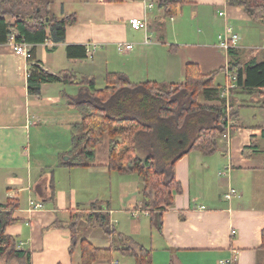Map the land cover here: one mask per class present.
Here are the masks:
<instances>
[{"label": "crops", "instance_id": "crops-1", "mask_svg": "<svg viewBox=\"0 0 264 264\" xmlns=\"http://www.w3.org/2000/svg\"><path fill=\"white\" fill-rule=\"evenodd\" d=\"M53 4L57 15L74 12L76 22L66 25L61 41L48 34L45 41L30 44L35 59L46 73L87 76L96 88L105 86L108 72L122 73L133 83L179 84L188 63L203 75L226 69L229 54L218 46L217 33L228 24L239 32L241 61H264V22L227 0H188L172 17L165 16L158 0H81L79 7L62 13ZM134 17L145 22L144 29L131 27L128 20ZM15 33L0 43V204H16L5 234L16 240L17 250L29 252L30 264H79L76 245L70 252L72 227L78 239L109 245V237L87 223L88 214L101 213L108 215L113 236L127 235L131 243L151 249L153 264H264V99L259 89L235 85L223 96L234 109L226 135L214 153L192 149L175 161L181 189L172 193V206L161 213L160 224L152 226L146 212L134 209L140 198L138 176L107 166V134L85 165H63L82 116L74 100L85 85L43 82L38 93L30 94L29 63L13 51ZM119 41L132 43V49L118 51ZM68 45L84 47L85 56H67ZM226 72L213 81L220 91ZM244 147H249L247 154ZM230 189L234 193L226 198ZM96 231L107 237V245L95 243ZM92 264L134 261L114 252L110 261Z\"/></svg>", "mask_w": 264, "mask_h": 264}, {"label": "trees", "instance_id": "trees-1", "mask_svg": "<svg viewBox=\"0 0 264 264\" xmlns=\"http://www.w3.org/2000/svg\"><path fill=\"white\" fill-rule=\"evenodd\" d=\"M188 0H158L165 16H174ZM242 7L254 21L264 22V0H227ZM52 0H0V43L13 35L14 41L35 45L49 34L54 42L64 37L65 27L76 22V14L57 15L51 10ZM11 17L14 21H7ZM48 29V32H47ZM78 49L79 52L72 51ZM67 56H85L82 46H66ZM238 49L227 51V68H218L206 75L196 64L188 63L182 83H133L118 72H108L105 86L96 88L93 79L77 77L65 71L56 75L46 73L30 49L27 88L36 94L43 82L70 81L85 85V92L74 100L82 111L81 120L74 125L72 147L65 153L66 166H83L94 158L95 147L104 134L109 137V170L135 173L141 182L139 204L134 209L146 212L152 226L161 222V213L172 206V193L180 191L175 180V161L194 149L202 154L214 153L218 139L227 129L226 113L234 114L233 105L221 97L215 76L228 71L235 76L237 86L259 89L264 99V61H241ZM203 100H210L204 103ZM212 101V102H211ZM235 126L230 127L233 132ZM249 147L242 152L247 154ZM15 203L0 204V260L1 264H30L29 252L16 249V240L5 234V227L13 222L11 209ZM87 223L109 237V245L96 246L89 240L78 239L71 228V246L79 249V264L97 260L110 261L114 252L132 257L134 264H153L152 250L131 243L127 235L116 233L106 213L97 217L88 214ZM264 248V228L261 230ZM119 245H124L119 247Z\"/></svg>", "mask_w": 264, "mask_h": 264}, {"label": "built area", "instance_id": "built-area-1", "mask_svg": "<svg viewBox=\"0 0 264 264\" xmlns=\"http://www.w3.org/2000/svg\"><path fill=\"white\" fill-rule=\"evenodd\" d=\"M222 12H219V15H222ZM129 24L131 25V27L135 28V29H144L145 28V22L140 20L139 18H130L129 20ZM218 39V46L225 50L228 51L232 48H237L240 44V36L238 35V33H236L232 27H230L229 25H225V29L224 32L222 34H219L217 36ZM145 43H149L150 39L147 35H145V39H144ZM13 45V51L15 54L17 55H22L23 57H25L26 59H28L30 57V44L24 42V41H13L12 42ZM133 44L129 43V42H123V41H119L117 42V49L120 52H125L127 50L132 49ZM226 83L225 85L222 87V91H221V96L226 97L229 90L232 89L233 87H235L236 82H235V76L232 75L230 72H226ZM25 76L28 77L29 73L28 71H26ZM226 121H227V126H228V111L226 113ZM226 134H224L223 136H225ZM234 193V190L230 189L226 194L225 197L226 198H230V196ZM31 205H34V207H39L40 204L39 203H34V202H30ZM226 263H230L229 261H222L221 264H226Z\"/></svg>", "mask_w": 264, "mask_h": 264}, {"label": "rangeland", "instance_id": "rangeland-1", "mask_svg": "<svg viewBox=\"0 0 264 264\" xmlns=\"http://www.w3.org/2000/svg\"><path fill=\"white\" fill-rule=\"evenodd\" d=\"M53 2H55V4H53L54 6H53V8H58V13H62V11H66V12H70V11H72V10H74V9H76L77 7H79L80 6V4H81V0H52ZM56 3L58 4V6H56ZM52 8V9H53ZM54 10V9H53ZM8 19L10 20V21H13L14 19H12L11 17H8ZM230 27H232L233 28V30L236 32V33H238L239 34V32L234 28V26L233 25H230V24H228ZM224 29H225V26L224 27H222V29L220 30V31H218V33H217V36L219 35V34H222L223 32H224ZM242 33V32H241ZM256 41V40H255ZM256 43H258V42H256ZM253 45H255V44H253ZM244 47H247V46H244ZM253 47H258V46H253ZM98 86H102V84H99ZM102 144H105V139H104V141H103V143ZM101 147V146H100ZM78 231H80V233H82V229H81V227H80V229L78 230ZM89 233H88V236H90V235H92L93 233L91 232V231H88ZM99 232V231H98ZM97 231H96V233H94L95 235H96V237L95 236H93L94 238V241H95V243L97 244V245H107V243L108 242H106V240H107V237L105 238L104 237V235L103 234H101L100 232L98 233Z\"/></svg>", "mask_w": 264, "mask_h": 264}]
</instances>
